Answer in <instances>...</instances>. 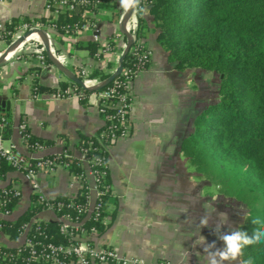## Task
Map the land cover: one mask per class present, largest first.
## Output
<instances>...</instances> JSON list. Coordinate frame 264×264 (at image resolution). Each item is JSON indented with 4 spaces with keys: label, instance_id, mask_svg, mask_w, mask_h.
Masks as SVG:
<instances>
[{
    "label": "crops",
    "instance_id": "obj_1",
    "mask_svg": "<svg viewBox=\"0 0 264 264\" xmlns=\"http://www.w3.org/2000/svg\"><path fill=\"white\" fill-rule=\"evenodd\" d=\"M112 9L101 10L95 16L100 36L106 39L120 34L124 10L119 0H108ZM46 0H0V22L12 19L39 17L56 18L45 9ZM146 27L143 42L151 52L149 67L135 75L131 83L132 108L129 115L130 134L119 138L108 149V168L114 205V216L107 230L90 237L99 250L114 248L120 255L143 259L147 264L165 261L168 264H210L204 249L212 241L217 248L223 242L214 232L221 224V232L243 229L248 220L243 207L221 193L218 185L208 182L190 164L181 143L202 109L218 100V76L197 68L176 70L168 62L167 54L157 42L158 30L148 12L142 14ZM133 14L126 29H137ZM50 51L71 72L85 62L93 69L105 65V56L95 61L82 46L92 42L91 32L81 30L63 36L50 27L43 29ZM39 49L40 38L31 39ZM96 44V43H95ZM97 45V44H96ZM96 52H100L97 50ZM95 52V53H96ZM69 80L54 66L34 77V68L26 60L11 58L0 63V117L7 121L4 147L15 149L31 159L58 155L67 149L78 157L76 146L82 136L94 135L102 126L97 99L91 93L82 103L76 97L59 98L56 93L33 90L35 84L57 88ZM24 125L30 134L51 144L41 150L29 151L21 135ZM91 205L97 198L95 177L88 164L82 166ZM36 184V188L33 187ZM11 184L20 191V198L9 217L14 221L30 205V196L46 199L58 196L74 198L79 184L63 166L52 172L40 173L33 180L21 171H11L0 179V188ZM208 225L202 226V218ZM56 222L50 210L38 213L31 221ZM23 237L9 239L0 230V244L18 247ZM214 251V249L212 250ZM218 259V258H217ZM223 264H242L236 261Z\"/></svg>",
    "mask_w": 264,
    "mask_h": 264
},
{
    "label": "trees",
    "instance_id": "obj_2",
    "mask_svg": "<svg viewBox=\"0 0 264 264\" xmlns=\"http://www.w3.org/2000/svg\"><path fill=\"white\" fill-rule=\"evenodd\" d=\"M100 1L101 4L94 5L95 0H89V5H80L72 11H58L56 18L12 19L6 23V31L10 34H3L2 40L10 44L14 27L21 22L50 27L62 34L65 27L72 30L93 21L101 10L113 8L108 0ZM142 6L147 7L153 17L154 27L158 30L157 42L174 69L197 68L218 76V100L196 115L181 143V149L197 172L214 174L215 184L221 185V193L232 199L235 205L244 208L248 220L242 230L251 236L254 229L264 228V0H142ZM136 17L138 25L132 32L134 42L131 49L138 39H143L142 31L146 27L142 14ZM82 47L90 55L97 50V45L92 42ZM43 53L47 63L51 64L46 52ZM136 63L133 51H130L122 65L134 70ZM74 74L81 79L77 71ZM109 76L96 69L89 78L102 82ZM121 78L118 76L116 79ZM69 85L76 84L68 81L57 88L37 84L35 87L37 92L56 93ZM112 86L111 81L92 93H102ZM78 90L87 96L91 94L81 88ZM122 93L124 89H118L105 99L107 105L100 114L103 126L92 136H82L76 146V151L84 153L97 173L100 207L81 225L87 232L94 229L97 236L107 230L114 216V212L109 211L110 206L114 205V197L107 160L108 149L115 142L111 143L109 138L112 133L119 134L125 124L116 119L108 121L107 116L116 117L118 109L115 106ZM85 100L80 99L82 103ZM128 124L130 126V122ZM6 128L0 130L3 137L7 136ZM22 136L29 151H33L34 145L45 148L51 144V141L32 136L27 128L23 129ZM100 138H103V142ZM102 144L107 148L104 149ZM29 161L33 163L34 160ZM59 162L66 164L72 175L83 172L78 157L60 156ZM14 170L11 165L0 163L3 178ZM5 188L12 192L19 190L11 184ZM87 193L88 189L83 185L74 198L58 196L44 199L31 195L30 205L16 220H1L0 224L2 233L9 239L18 238L29 225L26 237L32 247L0 245V264H51L49 260L29 262L27 259L32 250L39 255L48 244L67 245L70 240L60 232L59 222L31 223L32 219L38 213L51 209L57 217L81 220L85 215L79 212V208L84 205ZM18 201L19 198L5 195L4 190L0 189V205L4 204L0 207L2 211L13 212ZM257 218L261 223L253 224L252 221ZM240 257L242 264L249 260L251 264H264V242L244 247ZM58 258L62 264H68L70 260L63 254H59Z\"/></svg>",
    "mask_w": 264,
    "mask_h": 264
},
{
    "label": "built area",
    "instance_id": "obj_3",
    "mask_svg": "<svg viewBox=\"0 0 264 264\" xmlns=\"http://www.w3.org/2000/svg\"><path fill=\"white\" fill-rule=\"evenodd\" d=\"M99 3L101 4L102 2L100 0H95L94 5ZM80 5H84V6L89 5V0H46L45 9L47 11H51L56 14L58 11H72ZM33 29L43 30L46 28L40 27L37 24L29 25L25 22H21L20 24L14 27L15 31L13 34L12 42H14L18 37L28 33ZM81 30H89L91 32L92 41L98 45V50H100V52H96L94 54L95 61H101L102 56H105L104 58L105 65H103V67L98 70H101L104 73L110 75L114 73L119 66V58L121 57L124 48L126 46L125 36L120 33L115 36L108 37L106 39L101 38L100 25L98 21L95 19V17L93 21L86 22L81 26H76L72 30H70V28L68 27H65L61 35L72 36ZM126 30L132 35L133 31H130L128 29ZM3 34H10V32L6 31V24L0 22V56L4 53L5 49L12 43L11 42L10 44H7L5 41H3L2 40ZM34 38H38V36L35 34H31L27 36L24 39V41L19 46H17L9 56L3 59V62L8 61L11 58L14 59L19 58L22 60H26L34 68V77L38 78V74H40L41 71H44L47 68H51V67L53 68V65L47 63L46 56L43 53L45 51L44 47L38 49L34 45V43L31 42V39ZM130 51H133V54L137 61L135 69L133 70L128 67L123 68L122 65V69L120 73L117 75V77L121 76L122 78L120 80H117L116 79L117 77H115L112 80L113 86L111 88L99 94L94 93L98 102L97 103L98 112L99 114H101L102 112H104V107L107 105L105 99L113 95L116 92V90L121 88L124 89V93L119 95V99L116 102L115 107L118 109L116 117L113 118L112 116L109 117L107 116L108 121H112L113 119H116L117 122L125 124L123 130L119 134L112 133L110 135L109 141L111 143L115 142L119 138L128 137L130 134V126L128 122H129V115L131 112L132 102H133L132 94L130 90L131 83L133 82V79L135 78V75L138 72L146 70L151 59V52L145 46L142 38L137 40L136 46L134 48L131 49L130 47L129 52ZM51 54L55 59H57L53 52H51ZM109 65L112 67L109 68ZM93 70H94L93 66L88 62H85L84 64L80 65L77 69V73L80 75L81 78L80 81L86 87H93L101 83L96 79L89 78V75ZM78 88L82 89V87L77 85L74 86L69 85L65 89H58L56 92V96L59 98L76 97L79 100L84 98L86 99L88 96L84 95V93L81 90H78ZM33 90L35 91V93L37 92V88L35 87V85L33 86ZM6 127H7L6 119L0 117V130ZM25 128L26 127L23 124L20 126L21 135L23 129ZM103 138H100L102 142H103ZM102 147L104 149L107 148V146L103 144ZM32 149L33 151H37V150H41L42 147H40L39 145H34ZM60 156L71 157L72 155L68 152L67 149H64L61 154L54 155L53 157H41V158L32 159L34 161L33 163H31L29 161L31 158L27 157L22 152L15 149H6L4 147V137L0 133V163L5 162L11 165L16 171H21V172L23 171V173L32 180L38 174L52 172L55 168L59 166H63L64 168H66L67 167L66 164H61L59 162ZM78 158L80 159L81 167L83 166V164H88L95 177L96 189H97V198L95 200V203L91 205L89 199V191H88L84 205L81 208H79V212L85 215L84 218H82L81 220H73L68 216L57 217L56 222H59L60 224L59 227L60 232L66 234L70 240V242L67 245L55 246L52 244H48L40 252L39 255H36V251L32 250L31 256L27 260L29 262L49 260L51 261V264H62V262L58 258V255L63 254L70 257L68 264H147L143 259L120 255L112 247H104L97 250L92 246L91 241L89 239L93 235H96L95 230L91 229L89 232H87L81 228V225L83 224L85 219L90 217L91 214L94 213L96 210H98L100 207V203L98 199L100 192L98 191L97 188L98 178L96 171L91 168L90 162L84 156L83 152H78ZM97 163H99V161ZM72 176L74 178V181L79 184V190L82 188L83 185H86L87 187L84 171L80 175H72ZM2 178L3 177L0 175V179ZM33 187L34 188L37 187L35 183H33ZM0 189L4 190L5 195L11 194L12 197L14 198H20V191L17 189L14 192L6 189L5 187H2ZM3 205L4 204L1 203L0 207H2ZM11 214L12 212L9 210L2 211L0 209V217H9ZM29 227L30 226L27 225L25 227V231L20 235V237H23V242L18 247L22 245L32 247L31 241L28 240L26 237V231H28ZM0 230H1V224H0ZM156 264H168V263L165 261H160Z\"/></svg>",
    "mask_w": 264,
    "mask_h": 264
},
{
    "label": "clouds",
    "instance_id": "obj_4",
    "mask_svg": "<svg viewBox=\"0 0 264 264\" xmlns=\"http://www.w3.org/2000/svg\"><path fill=\"white\" fill-rule=\"evenodd\" d=\"M121 8L127 13L134 10V15L146 14V8L142 6V0H119ZM202 226L208 225V219L202 218L200 221ZM253 224H260L259 218L252 221ZM221 224H217L214 232L218 234V238L223 242V247L217 248L216 242L212 241L204 249L210 257V264H223L225 261H236L242 254L244 247L264 242V228H256L250 236L246 231L239 228L230 232H221ZM214 249V251H212ZM218 258V259H217ZM243 264H251V261H244Z\"/></svg>",
    "mask_w": 264,
    "mask_h": 264
},
{
    "label": "water",
    "instance_id": "obj_5",
    "mask_svg": "<svg viewBox=\"0 0 264 264\" xmlns=\"http://www.w3.org/2000/svg\"><path fill=\"white\" fill-rule=\"evenodd\" d=\"M134 10H129L127 13H125L121 19V23H120V32L121 34H123L126 38V46L124 48V51L121 55V57L119 58V66L116 69V71L114 73H112L107 79H105L104 81H102L101 83H99L96 86L93 87H86L85 85H83V83L80 81V79L73 73L71 72L67 67H65L64 65H62L57 59H55L49 49V43H48V39L47 36L45 34V32L42 29H33L31 31H29L28 33L18 37L14 42H12L4 51V53L0 56V63L3 61L4 58H6L7 56H9L14 49L19 46L24 39L31 35V34H35L37 35L44 47V50L46 52V55L49 59V61L51 62V64L61 73H63L65 75V77L75 83L76 85L82 87V89H84L85 91L92 93L97 91L98 89H100L101 87L109 84L115 77H117V75L120 73L121 69H122V64H123V60L126 57V55L129 52L130 47L132 46L133 42H134V38L133 36L126 30V24L128 22V20L130 19L131 15L133 14Z\"/></svg>",
    "mask_w": 264,
    "mask_h": 264
},
{
    "label": "rangeland",
    "instance_id": "obj_6",
    "mask_svg": "<svg viewBox=\"0 0 264 264\" xmlns=\"http://www.w3.org/2000/svg\"><path fill=\"white\" fill-rule=\"evenodd\" d=\"M218 79H217V84H218ZM213 173V172H212ZM202 174V176L208 181V182H211V181H213L212 183H213V185L215 184V180H216V177H215V175L213 174H211V173H208V172H205V173H201ZM216 174V173H215ZM217 185V184H216ZM219 186V188L221 187V185H218Z\"/></svg>",
    "mask_w": 264,
    "mask_h": 264
}]
</instances>
